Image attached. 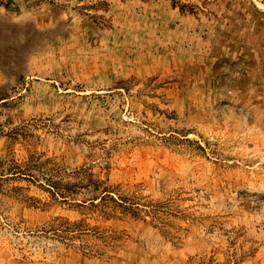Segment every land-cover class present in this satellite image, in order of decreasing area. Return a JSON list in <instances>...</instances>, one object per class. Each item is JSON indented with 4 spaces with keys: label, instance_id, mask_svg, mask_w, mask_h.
I'll list each match as a JSON object with an SVG mask.
<instances>
[{
    "label": "rangeland",
    "instance_id": "1",
    "mask_svg": "<svg viewBox=\"0 0 264 264\" xmlns=\"http://www.w3.org/2000/svg\"><path fill=\"white\" fill-rule=\"evenodd\" d=\"M0 14V264H264V0ZM79 168L139 209L168 203L171 232L55 195L45 179Z\"/></svg>",
    "mask_w": 264,
    "mask_h": 264
},
{
    "label": "trees",
    "instance_id": "2",
    "mask_svg": "<svg viewBox=\"0 0 264 264\" xmlns=\"http://www.w3.org/2000/svg\"><path fill=\"white\" fill-rule=\"evenodd\" d=\"M14 167V166H12ZM16 168V167H14ZM65 173L63 168H59L58 173ZM73 180H65L62 176L60 179L50 180L49 182L53 188V193L62 197L64 200H77L81 199V204H75V206L87 207L88 210L98 212L102 216H115L117 212L129 214L132 216H143L149 218L152 221L159 223L164 227L165 231L170 233L174 226V218L176 214L172 208L168 207V203L157 202L156 204H146L149 209H139L134 207L137 203L136 196L133 192L129 193L121 185H113L108 180H95L87 173L86 168H79L68 174ZM143 213V215H142ZM77 224V223H76ZM59 228L63 232L70 231V227L67 223H60ZM78 230L85 234L92 233L91 235L97 239L102 240L105 244L104 251H99L100 254H106V249L112 247L116 238L112 235L105 233L99 234L96 229L88 228L87 225L80 227ZM207 262H211L212 259H205Z\"/></svg>",
    "mask_w": 264,
    "mask_h": 264
},
{
    "label": "crops",
    "instance_id": "3",
    "mask_svg": "<svg viewBox=\"0 0 264 264\" xmlns=\"http://www.w3.org/2000/svg\"><path fill=\"white\" fill-rule=\"evenodd\" d=\"M0 21H5V20L3 19V15H1V14H0Z\"/></svg>",
    "mask_w": 264,
    "mask_h": 264
}]
</instances>
